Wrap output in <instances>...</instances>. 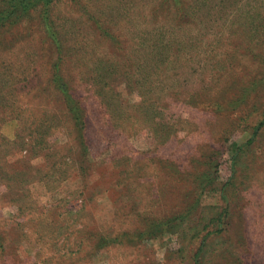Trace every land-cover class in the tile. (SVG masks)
<instances>
[{
  "label": "rangeland",
  "instance_id": "rangeland-1",
  "mask_svg": "<svg viewBox=\"0 0 264 264\" xmlns=\"http://www.w3.org/2000/svg\"><path fill=\"white\" fill-rule=\"evenodd\" d=\"M8 1L0 264H264V0Z\"/></svg>",
  "mask_w": 264,
  "mask_h": 264
},
{
  "label": "trees",
  "instance_id": "trees-1",
  "mask_svg": "<svg viewBox=\"0 0 264 264\" xmlns=\"http://www.w3.org/2000/svg\"><path fill=\"white\" fill-rule=\"evenodd\" d=\"M6 5H7V7L4 8L2 15L3 16L5 15V17H6V14H8L9 17L5 18L4 20H1L3 23V26H9V24H11L13 21L12 18L15 16L19 17L21 15H26V14L30 15L35 10H40L42 13V20L45 23L48 22L47 18L49 19V17L47 15L50 14L49 5H51V2H49L48 0H10L7 2ZM57 67H58V65H57ZM56 80L57 81L55 83H56L58 89L61 91L62 95L65 96L66 108L68 109V112H69L70 116L72 117V120L74 121V123L76 125V129L78 128V125L80 126V124H81V126H82L81 128L76 130V133H77V131L78 132L86 131V130H84V128H86L85 127L86 121L82 117V113L80 112L79 105L73 99H71L67 84L64 82V79L59 80V76H57ZM263 124H264V121H263ZM82 136H83V133H82ZM252 140L253 139H251V141ZM84 143L86 144V142H83V145H84ZM183 220L184 219L182 218V216H177L175 218H172V219H169L166 221L154 222L151 225V227H154V228L149 230L147 233H145L143 235L140 234V237H141V235L146 236L148 233L152 234V232L153 233L158 232V231L163 232L162 230H163L164 226H167V228H169V226L176 224L177 222H180ZM222 220L223 219H221V217H219V216L216 217L215 219L211 220V223L208 224L209 227L210 226H217L220 229H217V231H208L207 235H206L207 239L209 236H211L213 234L221 233ZM215 221H217V224H215ZM169 232H172V231H169ZM204 240L206 242V238ZM120 243L128 244V242L124 241V240H122V242H120ZM204 244L205 243L203 242V246H204ZM0 248H2V244H0ZM202 253H203V250H202V243H201V246L199 247L197 253L195 254V258H194V259H196V262H197L196 264H200L198 260L201 257Z\"/></svg>",
  "mask_w": 264,
  "mask_h": 264
}]
</instances>
